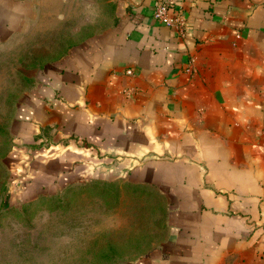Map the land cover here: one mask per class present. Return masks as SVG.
I'll return each instance as SVG.
<instances>
[{
	"label": "crops",
	"instance_id": "0c3cea01",
	"mask_svg": "<svg viewBox=\"0 0 264 264\" xmlns=\"http://www.w3.org/2000/svg\"><path fill=\"white\" fill-rule=\"evenodd\" d=\"M59 6L0 0V48ZM74 7L82 33L11 123L27 201L90 183L149 188L165 233L132 264H264V0H178L183 35L152 18L151 0Z\"/></svg>",
	"mask_w": 264,
	"mask_h": 264
},
{
	"label": "rangeland",
	"instance_id": "374dc122",
	"mask_svg": "<svg viewBox=\"0 0 264 264\" xmlns=\"http://www.w3.org/2000/svg\"><path fill=\"white\" fill-rule=\"evenodd\" d=\"M65 2L59 0L56 11L32 15L0 48V264H132L163 239L157 194L122 182L90 183L53 195L36 188L47 195L27 201L29 157L17 161L9 152L11 123L22 95L38 71L63 53L66 38L83 31L81 10L65 8ZM15 179L23 182L16 189Z\"/></svg>",
	"mask_w": 264,
	"mask_h": 264
},
{
	"label": "built area",
	"instance_id": "2783aa9c",
	"mask_svg": "<svg viewBox=\"0 0 264 264\" xmlns=\"http://www.w3.org/2000/svg\"><path fill=\"white\" fill-rule=\"evenodd\" d=\"M152 1V11L151 16L155 21H158L166 26L176 29L180 35H183V21L182 18L178 15L176 8L178 0H151ZM187 71L190 72V69L187 68ZM128 74H131L130 71H127ZM23 165L17 169L16 174L21 175L23 171ZM23 182L19 180H14L13 187L16 189L18 186H22ZM23 189L25 187H22Z\"/></svg>",
	"mask_w": 264,
	"mask_h": 264
}]
</instances>
